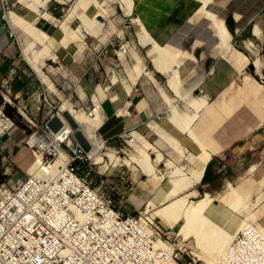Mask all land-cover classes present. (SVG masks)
<instances>
[{
    "label": "rangeland",
    "instance_id": "obj_1",
    "mask_svg": "<svg viewBox=\"0 0 264 264\" xmlns=\"http://www.w3.org/2000/svg\"><path fill=\"white\" fill-rule=\"evenodd\" d=\"M42 1H46V5L44 7L40 5L39 7L38 4V11H36L21 0H0L1 15L5 17V20L2 18L6 29L5 32L7 33L8 39L17 47V49H15L17 51L14 58L10 59L14 62L10 63V67L12 69L14 68L15 75L17 71L16 80L20 83V87H24L19 97L15 95L16 92L12 91V98L10 97L12 103H5V105H9L11 110H15L12 112V116H9L14 122L11 131L12 129L16 130L21 138L15 141L11 139L10 143L4 141L3 144L8 142L5 148L2 149L0 147V180L3 178V155L8 163L23 172L13 163L16 156V148L18 149L19 147L22 148L25 146L28 148L26 142H29L32 135L35 133L43 134L49 131L45 128V122L52 114L57 113L59 115L60 106L64 101H69L76 108H85L89 115V112L96 108L95 102L91 100L93 94L97 99V105L101 109L98 110L96 114L103 110L107 117V113L104 109L105 107L102 105L105 100H108L114 107V110H117L116 113L122 115L120 118L126 119L127 122H130V120L137 122L133 126L122 130L117 136H114L110 140L104 138L98 129V133L103 138L105 145L113 149L116 154L113 158L103 156L101 162H94L92 159L91 162L97 163L93 165L95 176H98L97 172L99 171L103 174L102 177L106 178V186L113 192V199L115 200L116 207L120 209L123 208L129 213H136L138 210L144 209L148 200L154 196L157 197L156 201H161L163 203L162 206H166L174 202L175 199L184 197L191 192V194L185 197V203L182 206V211H184L187 207H192L203 199L209 200L213 198L209 193L203 194V191L210 190V193L216 196L214 194L222 192L225 189L227 190L225 196H221L220 198L227 199L226 202L229 207L239 197H246L247 201L240 204V207L235 210L241 215V219L245 220L247 213L252 212L253 206L260 201L258 198L264 191V178L259 181H252L250 178H248V180L244 179V187L248 185L247 188H243L241 192L237 191L235 188L236 184L232 181V173H229L226 166V158L222 161L226 166V172L224 174L226 178H224L221 173L216 174L218 180L212 188L206 186L201 187L203 181L200 180L194 186H191L192 188H185L183 191L181 190L179 194L167 198L168 201L161 200L163 199L162 192L168 190L170 187L168 181H173L175 177L171 172L173 169H168L165 161L170 159L179 167L185 166L188 163V166H190V162L187 159L197 154L195 151H190V148L188 152H183L181 154L182 156L174 154L172 149L166 145V141L163 140L164 138L161 135V131L165 130V133L178 138L183 147H185L181 139L184 142L185 138L188 136L186 132L183 133L180 131V129L175 126L176 124L174 125V121V123H172L171 118L176 115L181 117L185 113H191L193 115L196 111L193 109L191 110L185 98L178 97L169 88L167 85L168 75L153 67L151 58L147 54L149 46H142L138 43L137 34L139 25L132 23L131 16H125L123 14L120 4L116 0ZM223 2L226 4L229 0H223ZM30 3L31 0L29 4ZM214 4L219 8L218 15L222 17L220 5L218 3ZM135 5L136 3L134 0L132 16H137L135 13ZM227 6H234L240 11L256 14V17L253 19V25H256L259 29L261 28L262 37L258 38V36L252 35V38L244 37L242 40L238 39L236 42L232 39L230 40L232 49L243 53L244 56L247 57L248 66H246V63V67H241L243 69L245 68L244 73L241 72V68L236 64L235 60L227 61L241 72L242 75H239V78L243 83L248 81L245 80V75L248 73L264 87V68L261 69V74H256L253 65L256 59V54L254 53L255 46L259 48L258 56L264 59V0H233L228 3ZM94 8H96L103 17V19H101L104 24V32L102 34L94 30L86 34L82 30L83 26L79 15L86 12L87 15L91 16L94 13ZM10 13L15 17L26 18L29 23L31 22L30 24L33 28L40 32H44L51 38L53 37L56 42H60L66 37V33L63 32L64 29L62 28L63 24L71 27V30L77 31L78 34L75 32L76 35L84 33L86 45L83 50L78 46V42L70 41L66 47H57L55 50V53L58 55L57 60L51 58L45 60L42 69L49 78L50 90L40 82L37 73L31 68L30 64L26 62V57L21 51L22 43L24 45L25 43L36 41V39L32 35L26 34L21 28L16 27L9 17ZM189 21L191 22H189L188 28L177 35L176 38H172L168 44L177 47L184 56L189 58L184 59V63L179 67L180 78L184 86L182 92H184L185 89L186 93L191 91L192 96L200 98L207 93L204 78L202 76L205 77V74L210 73L213 69L214 60L220 58L219 56L221 55L218 49L210 51L201 43L205 42L210 45L211 43H215L217 45L218 41V37L209 26L210 22L204 18L202 13L194 15L193 19L191 18ZM123 43H127L128 51L121 55L119 45ZM36 45L38 51L42 50L43 46L41 44L36 43ZM190 53L198 58L199 61L191 59L192 56H190ZM139 66L141 69L139 76L132 86L130 93L127 94L124 85L130 82V74ZM56 69V73L51 72V70ZM135 76L136 75H133V77ZM107 86H112V88L107 90ZM132 94L137 96V99L129 105L130 101L125 100L127 96ZM106 95L110 98H106ZM114 97H117L119 100L114 101ZM6 99L8 100V96ZM139 100L144 101L145 108L144 110H139L141 111V116L138 120L136 103ZM124 102L125 106H123ZM0 104H3L1 96ZM31 104H33V107H31ZM139 106H141V104H139ZM17 107H20L21 112L18 111ZM118 108H120V111ZM199 112L200 110L196 113L198 114ZM90 117L94 116L92 115ZM192 122H194V120ZM7 125L9 124L6 123L5 126L3 125V129L6 128ZM15 136L17 137V135ZM71 136L64 142L65 145H70L72 143ZM11 138L14 137L12 136ZM144 141L155 146L160 153L164 155L162 162H159L156 166L157 168L155 167V169H153V171L155 170L154 173L162 174L163 176L156 183L153 181L155 184L149 179L147 180V176L143 175L140 171L137 175H134L131 168L132 166L139 169L142 168L141 164H139L136 159L144 156L143 154L149 153V158H151V160L155 158V154L149 151L150 149L146 148L145 145H142ZM62 144L61 146L64 147ZM34 150H36V148ZM200 150H202V148ZM39 152L40 150L35 153ZM103 152H106V150L103 149ZM127 162H129V165ZM28 166H26L25 169ZM184 173L188 175V168L182 171V174ZM225 183H227L229 190L227 186H225ZM195 192H197V194H195ZM217 198L219 197L217 196ZM160 205L161 204H159V206ZM211 205L210 202V206ZM158 218H160V223L163 225H175L162 215H157L156 220H158ZM219 218L218 216H212L211 224L215 225L216 222L220 220ZM220 221L222 222V220ZM255 221L252 222V227L238 224L233 230L235 235L228 238L227 246L235 243L237 239L243 238L244 247L240 254L236 253V255L232 257H218V246L222 239L218 233H214L210 238L208 237V232H204L207 237H204L203 245H200L194 234L185 237L184 234L179 233L178 229L182 222V220H180L173 229L178 236V244H184L186 247L184 264H264V228ZM188 226L189 229L193 228L192 224ZM251 228H254L256 233L254 231H247ZM234 238L236 240H234Z\"/></svg>",
    "mask_w": 264,
    "mask_h": 264
},
{
    "label": "built area",
    "instance_id": "obj_2",
    "mask_svg": "<svg viewBox=\"0 0 264 264\" xmlns=\"http://www.w3.org/2000/svg\"><path fill=\"white\" fill-rule=\"evenodd\" d=\"M119 49L126 53L127 43ZM14 73L13 68L0 78L2 149V138L14 125L4 112L5 103H12ZM26 144L32 160L23 172L2 156L0 264H184L186 247L178 244L175 231L164 229L146 207L136 213L116 207L106 178L99 171L98 176L94 174L97 163L91 162L73 138L70 145L62 144L67 153L60 161L59 155L47 149L38 159L34 156L38 147ZM223 159L214 171L226 178ZM247 231L256 233L254 228ZM233 244L218 257L240 254L243 238Z\"/></svg>",
    "mask_w": 264,
    "mask_h": 264
},
{
    "label": "crops",
    "instance_id": "obj_3",
    "mask_svg": "<svg viewBox=\"0 0 264 264\" xmlns=\"http://www.w3.org/2000/svg\"><path fill=\"white\" fill-rule=\"evenodd\" d=\"M232 1L229 0L228 3ZM213 2L220 5L222 17L218 15L219 8ZM135 3V13L141 25L149 36L161 45L168 43L172 38H176L177 35L188 28L189 22H191L189 20L193 19V16L198 13H202L204 18L210 22L205 10H201L202 3L200 0H135ZM228 3L224 4L223 0H210L205 9L215 14L216 18L223 20V22L226 19L228 20V24L230 25V30H228L234 42L238 39L242 40L244 37L252 38V35H255L253 33V19L256 17V14L240 11L234 6L229 7L227 6ZM2 18L5 20L0 11V78L11 72L10 63L14 62L10 59L14 58L17 51L15 50L17 49L15 44L7 37ZM209 26L213 30L211 23ZM215 35L217 36L216 33ZM201 43L210 51L218 49L222 57L216 55L220 58L214 60L213 69L209 74H205V77L202 76L207 90L206 95L203 96H207L208 102L200 110L198 117L191 125L196 139L193 140L185 136L184 142L182 139L181 141L188 149L190 148V151L198 153L202 148L209 154V159L201 178V181H203L201 187L212 188L216 184L218 176L215 174L214 167L224 157L227 159L226 166L228 171L232 173V181L236 184L235 188L241 192L243 188H247L248 185L244 187V184L248 178L252 181H259L264 178V87L254 77H252L253 80L249 79L247 74L245 75V80H248L247 82L243 83L240 80L239 75H242L241 72L244 73L245 71V68L241 67L247 63V57L243 53L234 51L231 46L228 55H222L219 48V38L217 45L215 43H211V45L205 42ZM190 56L195 61H199L193 54L190 53ZM227 60H235L236 64L241 68V72ZM246 66H248V63ZM256 74L258 73L256 72ZM16 75L12 76L10 86L12 91L20 94L24 87H20V83L16 80ZM136 99L137 96L132 94L127 96L125 101L129 100L130 105ZM102 106L105 107L107 117L99 127V132L107 140L112 139L122 130L137 123L133 120L127 122L126 119L120 118L122 115L116 113L117 110H114V107L108 100H105ZM123 106H125V102ZM144 108V101L139 100L136 103L138 120L141 116V111L139 110H144ZM11 134L14 138H11ZM20 138V134L12 129L10 133L2 138V141L10 143L11 139L15 141ZM7 143L5 142L3 146ZM15 154L13 163L21 170L25 169L32 159L29 149L26 146L16 148ZM225 186H227V183H225ZM226 191L224 189L222 192L214 194L216 196H213L210 190L203 191V194L209 193L213 197L211 201L212 207H210L216 213L215 215L224 218L235 227L241 223L242 217L229 207L226 202L227 199L220 198L221 196H225ZM254 206L252 212L256 221L264 228V198ZM158 222L160 223V218H158ZM161 225L164 229L174 230L173 228L176 224L174 226Z\"/></svg>",
    "mask_w": 264,
    "mask_h": 264
},
{
    "label": "bare ground",
    "instance_id": "obj_4",
    "mask_svg": "<svg viewBox=\"0 0 264 264\" xmlns=\"http://www.w3.org/2000/svg\"><path fill=\"white\" fill-rule=\"evenodd\" d=\"M21 1L22 2L24 1L29 7L34 8V10L36 11H38L37 10L38 4H39V7L40 5L44 7L47 3L46 1H42V0H31L30 4H29L30 0H21ZM58 1L61 2V0H58ZM116 1L120 4L123 14L125 16H131L132 23L139 25V31L137 34L138 43L142 46H149L147 54L151 58L152 65L160 72H165L168 75L167 85L169 86V88L178 97L180 96L181 98L182 97L185 98V100H187L188 102L187 104H189V106L193 110H195L196 112L198 110H201L208 102L207 96L196 98L192 96L191 91L186 93L184 89V92H182V88L184 86L180 78L181 76H180L179 67L182 63H184V59H189V58L184 56L181 50H179L177 47L170 45L168 43L164 45L158 44L149 36V34L144 29V27L141 25L139 18L137 16H132L134 0H116ZM200 1L202 3L201 10H205L206 16L210 20L212 28L219 38V48L221 49V54L227 56L231 48V43H230L231 34L225 22H223V20L217 19L215 14L205 9L210 0H200ZM9 17L11 18L12 23L16 27L21 28L26 34L32 35L36 39V41L25 43L24 45L22 43L21 51L26 57L25 59L30 64L31 68L37 73V77L40 80V82L43 85H45L49 90H50L49 78L43 72L42 66L44 65L46 59H49V58L54 59V60L58 59V55L55 53V50L57 49V47L58 46L66 47L68 42L74 41V42H78L79 43L78 46H80L82 48L81 50H83L86 45L84 41V38H85L84 33L89 34L93 30L101 34L104 32L103 31L104 24L101 21L103 17L96 8H94V13L91 16L87 15L86 12H84L83 14L81 13V15H79V18L81 19L82 26H83L82 30L84 31V33L82 34L76 35L75 32L77 33V31H73L70 29L71 27H69L66 24H63L62 28L64 30L63 29L62 30L64 33H66V37H64L60 42H56L53 37L51 38L44 32H40L36 30L35 28H33V26L30 24L31 22L29 23V21L24 17H15L12 13L9 14ZM260 29L256 25H254L253 33L256 36H258V38L262 37ZM36 43H39L43 46L42 50L38 51L36 49L38 45V44L36 45ZM258 51H259V48H256L255 46L254 53L256 54V59L254 60L253 65L255 67L256 72L258 74H261V69L264 68V59L258 56ZM120 54H122V52H120ZM191 59H193V57H191ZM140 71H141L140 66L136 67L133 72L131 71L132 73L130 74V80H129L130 82L124 85V88L127 94L130 93L131 88L135 84ZM51 72L56 73L57 69L51 70ZM246 74L249 77V79L251 78L253 80L250 74L248 73ZM133 75H136V76L133 77ZM116 99L117 97L113 98V100H116ZM91 100L95 102L96 108L93 111L89 112V115L90 116L93 115L94 117H90L85 108H79V107L76 108L69 101L63 102V104L60 106L59 115L57 114L58 117L60 116V119L63 121V124H64L63 127L55 133L51 132L50 130L43 134L35 133L29 139L28 144L36 145L38 149L40 150L39 153H35L36 155L34 154L36 158L39 159L41 156V152L45 149L52 150L57 155H59L58 161L62 160V158L66 156L67 152L61 146V144L66 142V140L73 134L74 130L73 128H71L69 123H67V121L65 120L64 112H67L70 114L71 118L76 123V127L81 131L85 139L90 144V149L86 151L85 154L87 155L88 153V156L90 157V159H92V161L101 162V160L103 159V156H109L110 158H113L115 156L116 154L115 151L113 149L108 148L105 145L103 138L98 133L99 127L105 121V118H106L104 111L103 110L99 111L96 114V112L101 109L97 105L98 102H97L95 95L92 94ZM118 109L120 111V108ZM196 112H194L193 115L191 113H185L181 117H178L176 115L175 117L173 116L171 118L172 123L175 122L174 125L176 124L175 126H177L180 129V131H182L183 133L186 132L187 136L194 140L196 138L192 132V129H191L192 127L190 128V124L193 120L195 121V119L198 117L199 113L197 114ZM164 131H161V135L164 138L163 140L166 141V145H168L172 149V152L174 154L182 156L181 154L183 152L189 151L186 146L183 147V145L180 143V140L178 138L172 136L171 134L165 133ZM142 145H145L146 148H149L150 150L149 149L148 150L155 154V158L151 160V158H149L150 156L149 153L146 152L147 154H143L144 156L141 155L142 156L141 158L136 159L137 162L141 164L142 168L139 169L133 166L131 168L134 172V175H137L140 171L143 175L147 176V180L149 179L150 181L152 182L154 181L156 183L163 176L162 174L154 173L155 170L153 171V169H155V167L159 164V162H162L164 155L160 153V151L155 146L149 144L148 142L144 141V144ZM103 149H105L106 152H103ZM208 159H209L208 152L202 149L200 150L199 153L196 154V156H190L187 159L190 162V166H188L189 165L188 163L185 166L183 165L179 167L175 165L172 160L170 159L166 160L165 163H166L167 168L173 169L171 170V172L175 177L173 181H168L170 187L168 190L166 191L164 190L162 192L163 199L161 200L168 201L167 198L171 196H175L179 194L181 190L183 191L185 188L194 186L196 183H198L203 176L204 168H205V165ZM127 164L129 165V162H127ZM186 167L188 168V175H185L187 173L182 174L183 170H187ZM154 182L153 184H155ZM189 194H191V192L186 194L184 197L175 199L174 202H171V204L166 205V206H162L163 203L161 201H156L157 197L154 196L148 200L146 208H148L150 211L152 210L151 211L152 215H155V216L162 215L164 218H166L168 221L174 224H177L180 220H182V222L180 223L179 229H178L179 233L184 234L185 237L190 236L191 234H194L196 236L197 242L200 245H203L204 237L205 236L207 237V235L204 232L207 231L208 237L210 238L214 235V233H218L219 236L222 237L221 242L218 246L219 247L218 251L220 254L226 248L228 244V238L231 237L232 235H235V232L233 233V230L235 227L229 224V222L222 217H220V220H222V222L219 220L216 222L215 225L211 224L212 216H216L215 215L216 213L212 210V208L209 205L210 202L213 200V198L209 200L203 199L197 202L194 206L189 207V208L187 207L186 210L182 211V206L185 203V197L188 196ZM195 194H197V192H195ZM262 198H264V191L261 193L258 200H261ZM246 201H247L246 197H239L236 201H234L231 204L230 208L236 210L240 207L239 206L240 204L245 203ZM159 204L161 205L159 206ZM255 220L256 218L254 214L252 212H248L245 220L243 219L240 224H243L246 227H252L251 224ZM188 223L192 224L193 226L192 229L188 228L189 227L188 225H190Z\"/></svg>",
    "mask_w": 264,
    "mask_h": 264
},
{
    "label": "water",
    "instance_id": "obj_5",
    "mask_svg": "<svg viewBox=\"0 0 264 264\" xmlns=\"http://www.w3.org/2000/svg\"><path fill=\"white\" fill-rule=\"evenodd\" d=\"M150 67V66H148ZM253 67V65H252ZM64 118L69 123L74 132L72 134L73 140L83 149V151H88L90 149V144L85 139L81 131L76 127L75 121L71 118L70 114L64 112ZM63 121L58 117L57 114L51 115L45 122V126L51 132L55 133L63 127Z\"/></svg>",
    "mask_w": 264,
    "mask_h": 264
},
{
    "label": "trees",
    "instance_id": "obj_6",
    "mask_svg": "<svg viewBox=\"0 0 264 264\" xmlns=\"http://www.w3.org/2000/svg\"><path fill=\"white\" fill-rule=\"evenodd\" d=\"M225 24L227 26V28L230 30V25L228 24V20L226 19L225 20ZM34 102V100H33ZM31 107H33V104H31ZM15 111V110H11V108L9 107V105H5V112L9 115V116H12V112Z\"/></svg>",
    "mask_w": 264,
    "mask_h": 264
}]
</instances>
